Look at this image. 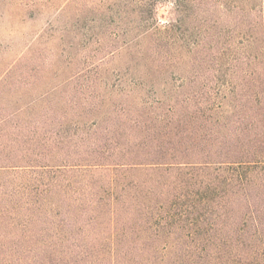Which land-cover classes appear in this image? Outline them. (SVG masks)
<instances>
[{"label":"trees","instance_id":"trees-1","mask_svg":"<svg viewBox=\"0 0 264 264\" xmlns=\"http://www.w3.org/2000/svg\"><path fill=\"white\" fill-rule=\"evenodd\" d=\"M106 12L39 100L30 52L1 77L0 264H264V0Z\"/></svg>","mask_w":264,"mask_h":264},{"label":"rangeland","instance_id":"rangeland-1","mask_svg":"<svg viewBox=\"0 0 264 264\" xmlns=\"http://www.w3.org/2000/svg\"><path fill=\"white\" fill-rule=\"evenodd\" d=\"M111 3L112 0H0V80L15 60L30 52L38 76L28 96L39 100L85 61H93L96 44L89 39L91 35L98 33L109 42L106 33H111L114 26L101 13H107ZM156 8L163 22L176 18L172 2ZM69 59L74 63L72 69L67 67ZM124 62L118 57L110 63V71L122 69ZM41 71L44 74L40 75ZM16 91L9 96L0 89V109L16 101Z\"/></svg>","mask_w":264,"mask_h":264}]
</instances>
